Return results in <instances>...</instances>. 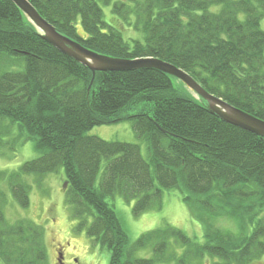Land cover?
<instances>
[{
  "label": "trees",
  "instance_id": "obj_1",
  "mask_svg": "<svg viewBox=\"0 0 264 264\" xmlns=\"http://www.w3.org/2000/svg\"><path fill=\"white\" fill-rule=\"evenodd\" d=\"M29 1L89 50L169 62L211 94L264 120V0ZM176 81L150 68L93 78L87 66L48 43L11 0H0V146L13 136L15 143L31 140L39 153L4 172L21 207L30 205L29 176L63 169L76 229L110 252L109 264L261 259L264 137L225 122ZM121 120L132 123L147 156L141 144L90 133ZM169 190L192 214L231 218L238 227L247 222L248 233L228 238L209 232L200 242L167 223L130 242L107 197L135 202L138 217L161 209ZM1 204L0 264H48L44 227L29 218L9 222ZM142 250L151 255L138 257Z\"/></svg>",
  "mask_w": 264,
  "mask_h": 264
},
{
  "label": "rangeland",
  "instance_id": "obj_2",
  "mask_svg": "<svg viewBox=\"0 0 264 264\" xmlns=\"http://www.w3.org/2000/svg\"><path fill=\"white\" fill-rule=\"evenodd\" d=\"M105 14L106 19L111 20L110 7H105ZM114 19L116 18H113V23L117 25L119 22ZM262 28L264 30V19ZM127 33L132 35L131 31ZM124 35L127 37L125 33ZM176 82L180 83L179 80ZM90 133L106 140L141 144L143 155L147 156L146 145L140 141L129 120L98 125ZM3 139L0 146V199L6 219L15 222L20 218H29L44 227L48 264H60L61 261L63 264H109L110 252L96 244L84 230L76 229L77 220L65 200L66 177L63 169L42 177L29 176L28 182L32 186L29 193L30 205L27 208L21 207L11 192L8 175L5 176L4 172L18 168L25 161L36 158L39 153L31 140L15 143L13 136ZM107 201L122 219L132 243L143 233L167 223L183 229L200 242H204L205 233L209 232L220 233L228 238L248 233L247 222L243 227H238L237 222L231 218H209L192 214L175 190L165 192L161 209L148 211L138 217L132 213L135 202H126L119 196L107 197ZM248 228L251 230L252 225ZM150 255L145 250L137 253L138 257ZM253 264H264V256Z\"/></svg>",
  "mask_w": 264,
  "mask_h": 264
},
{
  "label": "water",
  "instance_id": "obj_3",
  "mask_svg": "<svg viewBox=\"0 0 264 264\" xmlns=\"http://www.w3.org/2000/svg\"><path fill=\"white\" fill-rule=\"evenodd\" d=\"M11 1L33 23L48 43L68 57L87 66L92 71L93 78L96 72L130 71L142 68L159 70L183 82L194 92L196 98L207 102L211 113L217 115L225 122L264 137V120L211 94L190 74L175 65L152 57L122 59L96 53L58 31L54 25L41 16L29 0Z\"/></svg>",
  "mask_w": 264,
  "mask_h": 264
},
{
  "label": "bare ground",
  "instance_id": "obj_4",
  "mask_svg": "<svg viewBox=\"0 0 264 264\" xmlns=\"http://www.w3.org/2000/svg\"><path fill=\"white\" fill-rule=\"evenodd\" d=\"M67 36V35H66ZM68 37V36H67ZM70 38V37H69ZM72 39V38H71ZM74 40V39H73ZM140 58H142V57H140ZM134 59H136V58H134ZM174 65V64H173ZM177 67V66H176ZM170 76H172V75H170ZM174 77V76H173ZM174 78H176V77H174ZM177 79V78H176ZM177 80H179V79H177ZM180 81V80H179Z\"/></svg>",
  "mask_w": 264,
  "mask_h": 264
},
{
  "label": "flooded vegetation",
  "instance_id": "obj_5",
  "mask_svg": "<svg viewBox=\"0 0 264 264\" xmlns=\"http://www.w3.org/2000/svg\"><path fill=\"white\" fill-rule=\"evenodd\" d=\"M60 264H63L62 262Z\"/></svg>",
  "mask_w": 264,
  "mask_h": 264
}]
</instances>
